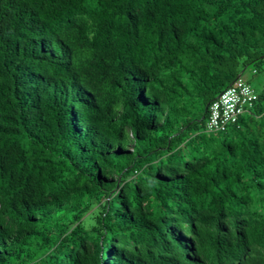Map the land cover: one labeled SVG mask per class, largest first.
I'll return each instance as SVG.
<instances>
[{
    "label": "trees",
    "instance_id": "1",
    "mask_svg": "<svg viewBox=\"0 0 264 264\" xmlns=\"http://www.w3.org/2000/svg\"><path fill=\"white\" fill-rule=\"evenodd\" d=\"M249 67L264 0H0V264H264Z\"/></svg>",
    "mask_w": 264,
    "mask_h": 264
},
{
    "label": "built area",
    "instance_id": "2",
    "mask_svg": "<svg viewBox=\"0 0 264 264\" xmlns=\"http://www.w3.org/2000/svg\"><path fill=\"white\" fill-rule=\"evenodd\" d=\"M256 99L254 88L244 79H238L211 103L206 124L208 131L218 133L226 130Z\"/></svg>",
    "mask_w": 264,
    "mask_h": 264
},
{
    "label": "rangeland",
    "instance_id": "3",
    "mask_svg": "<svg viewBox=\"0 0 264 264\" xmlns=\"http://www.w3.org/2000/svg\"><path fill=\"white\" fill-rule=\"evenodd\" d=\"M243 77H245V78H251V79H253L252 81L255 83V85H257L258 87H260L261 86V83H262V81L264 80V77H263V75H254L253 73H252V67H249L245 72H244V74H243Z\"/></svg>",
    "mask_w": 264,
    "mask_h": 264
}]
</instances>
